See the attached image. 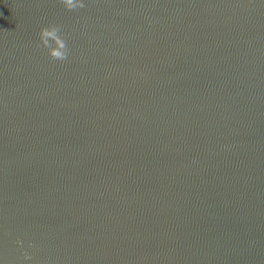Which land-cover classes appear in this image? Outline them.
<instances>
[{
  "label": "water",
  "instance_id": "water-1",
  "mask_svg": "<svg viewBox=\"0 0 264 264\" xmlns=\"http://www.w3.org/2000/svg\"><path fill=\"white\" fill-rule=\"evenodd\" d=\"M0 264H264V0H0Z\"/></svg>",
  "mask_w": 264,
  "mask_h": 264
},
{
  "label": "clouds",
  "instance_id": "clouds-1",
  "mask_svg": "<svg viewBox=\"0 0 264 264\" xmlns=\"http://www.w3.org/2000/svg\"><path fill=\"white\" fill-rule=\"evenodd\" d=\"M83 3L84 0H63L64 6L69 10L81 8L83 7ZM39 40L47 48L48 54L53 58L63 60L67 57V47L62 37L59 35L58 26L48 25L41 27L39 30ZM17 242L19 243V241ZM24 259L25 261L31 260L27 252L25 253Z\"/></svg>",
  "mask_w": 264,
  "mask_h": 264
}]
</instances>
